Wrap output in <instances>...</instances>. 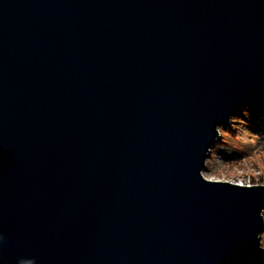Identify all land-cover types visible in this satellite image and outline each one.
Masks as SVG:
<instances>
[{"label":"water","instance_id":"1","mask_svg":"<svg viewBox=\"0 0 264 264\" xmlns=\"http://www.w3.org/2000/svg\"><path fill=\"white\" fill-rule=\"evenodd\" d=\"M264 93V0H0V264H224L264 184L207 179Z\"/></svg>","mask_w":264,"mask_h":264},{"label":"rangeland","instance_id":"2","mask_svg":"<svg viewBox=\"0 0 264 264\" xmlns=\"http://www.w3.org/2000/svg\"><path fill=\"white\" fill-rule=\"evenodd\" d=\"M261 100L258 99L257 102L254 101L255 103L250 104L255 105ZM258 109L260 110L254 111V114L258 115L257 120L259 122L257 125L252 122L249 123L253 125L252 127L247 124H239L240 122L232 123V127L235 129L234 135L230 134V136L228 134V137L237 146L236 148L229 147L222 142L226 141L225 137L227 135L224 132L227 130L222 132L223 126L220 127V137L213 147L214 150L212 149L207 169L204 171L207 179L243 183V185L260 184L257 182L264 181V109L260 107ZM243 149L248 152L241 151ZM234 161L237 164H234ZM227 162H232L234 165H228ZM261 235L258 240L260 246ZM258 256H260V259H264V255L260 254Z\"/></svg>","mask_w":264,"mask_h":264},{"label":"trees","instance_id":"3","mask_svg":"<svg viewBox=\"0 0 264 264\" xmlns=\"http://www.w3.org/2000/svg\"><path fill=\"white\" fill-rule=\"evenodd\" d=\"M259 99H262V100L255 105L247 104L246 106H244L242 108V110L231 119V122H230L231 124L223 126V130L221 129L222 132L227 130L226 132H224L227 135L225 137L226 141H222L223 143H225V145L232 147V148L237 147L234 145V142L229 140V137H228V134L234 135L235 129H234V127H232V123H239L240 122L239 124L250 125L249 123L252 122L254 125H257V123L259 122L257 120L258 115L254 114V111L260 110V109H258L259 107L264 109V103H263L264 102V95H262V97H260ZM254 101L257 102L256 100H254ZM254 101H253V103H255ZM244 122H246V123H244ZM252 126L253 125H250V127H252ZM241 151L246 152L247 150L243 149ZM233 163L237 164V163H235V161ZM233 163L227 162L228 165H234ZM263 182L258 181L257 183L262 184ZM260 184H252V185H260ZM263 244H264V230H263L262 235H261V245H263ZM260 254L264 255V247H261L259 245V243H256L255 245H252L250 247H246V248L239 250L237 253V256L232 261H228L224 264H264V259H260V256H258Z\"/></svg>","mask_w":264,"mask_h":264},{"label":"clouds","instance_id":"4","mask_svg":"<svg viewBox=\"0 0 264 264\" xmlns=\"http://www.w3.org/2000/svg\"><path fill=\"white\" fill-rule=\"evenodd\" d=\"M241 185H243V183ZM248 186H251V185H248ZM261 247H264V245H261ZM24 264H32V262L31 261H26V262H24Z\"/></svg>","mask_w":264,"mask_h":264}]
</instances>
